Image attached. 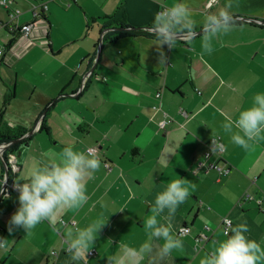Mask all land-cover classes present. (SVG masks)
Here are the masks:
<instances>
[{"label":"crops","instance_id":"1","mask_svg":"<svg viewBox=\"0 0 264 264\" xmlns=\"http://www.w3.org/2000/svg\"><path fill=\"white\" fill-rule=\"evenodd\" d=\"M21 1L26 3L12 5L22 11L13 25L32 20L34 0ZM42 1L48 5L49 34L43 32L44 21L31 41L2 27L10 24V10L0 6V47L8 49L0 59V144L2 137L26 131V142L9 152L20 166L15 183L28 181L29 168L45 152L68 146L97 147L102 165L87 183L89 199L82 208L66 209L55 224L42 222L29 233L21 228L9 234L19 193L6 190L0 236L8 238V246L0 249V264H75L66 250L68 231L107 218L93 248L98 254L88 256L87 264H107L124 248L139 249L148 238L144 223L153 215L157 193L181 178L191 182L185 185L190 196L177 209L173 231L179 236L180 228L189 227L179 236L184 249L161 255L164 241H154L140 264H200L227 238L224 217L233 226L247 221L249 239L264 247V140L246 152L222 128L251 107L256 94H264V24L235 21L230 33L213 41V53L201 55V34L179 39L171 50L144 34L106 41L116 22L152 26L156 13L178 0H37ZM186 2L197 21L195 31L206 14L226 4L233 17L264 21V0ZM161 51L165 64L159 63ZM164 113L172 121L162 128ZM215 136L221 137L223 163L230 168L222 177L198 166ZM5 174L0 158V193ZM200 233L208 238L197 247Z\"/></svg>","mask_w":264,"mask_h":264},{"label":"clouds","instance_id":"2","mask_svg":"<svg viewBox=\"0 0 264 264\" xmlns=\"http://www.w3.org/2000/svg\"><path fill=\"white\" fill-rule=\"evenodd\" d=\"M231 4L206 14L203 18L201 55H211L213 41L221 35L230 33L235 20L230 12ZM197 21L186 0H178L169 7L157 12L151 26V34L156 38L158 47L174 49L179 39H195ZM167 57L160 52L159 63L165 64ZM226 133L231 134V142L246 152L254 150L255 143L264 140V94L252 98V106L242 110L234 121L227 119L222 124ZM222 149L218 140H212L210 151ZM102 161L96 149L87 148L77 151L73 147H64L61 152L49 150L28 170L26 183H15L18 191L19 207L8 222V231L23 229L26 233L38 224L48 221L55 224L60 213L66 209L82 208L88 201L87 183L101 168ZM184 178L173 180L157 193L151 215L144 223L147 240L139 249L124 248L122 253L109 257L107 264H140L146 255H151L153 242L163 240L161 255L173 250L183 251L182 239L174 234L173 223L178 207L190 196V184ZM193 188L194 184L191 185ZM5 195V199H7ZM166 211V214H165ZM108 221L98 219L86 227H74L67 234V251L75 264H87L88 256L95 246L99 232ZM230 235L218 242L207 253L200 264H264V247L255 239H249L250 227L247 221L234 226L228 221ZM8 238L0 236V249H6Z\"/></svg>","mask_w":264,"mask_h":264},{"label":"built area","instance_id":"3","mask_svg":"<svg viewBox=\"0 0 264 264\" xmlns=\"http://www.w3.org/2000/svg\"><path fill=\"white\" fill-rule=\"evenodd\" d=\"M69 2H71V0H68ZM16 3V0H0V6L10 10L9 12V21L8 23H10L9 25L6 24H1L2 27L8 28L10 31H14V30H18L20 32H22L24 34L25 37L29 38V40H33V38H35V30H37L40 27V24H44V21H46V24L44 26H42V29H44L43 32H45L46 37H48L49 34V25L47 23V19H46V11L48 10V5L47 2H37V0H34V2L32 3L31 6V12H32V20L30 22L21 24V25H13L11 24L14 20H17L20 15L22 14V11L18 8H12V5ZM7 26V27H6ZM50 43V41H48V44ZM7 47L6 46H1L0 47V59L3 58L7 52ZM161 93L158 92L156 93V98H160ZM156 107V106H155ZM158 108V107H156ZM180 111L187 116V113L183 111V109H180ZM164 117L165 119L162 120L160 122V127H165L167 124H169L172 119L168 117V115L166 113H164ZM212 140H218L220 142V144L222 145V149L218 150L216 152H211L210 151V146L212 143ZM9 145L7 143H1L0 144V158L4 159L7 163V167H8V172H6L5 174V178H2V184L6 185V190L7 192L11 191V190H15L14 188V184L15 182H10L8 181L9 179V172L11 171L13 174H17L20 166L18 165V157L14 154V153H7V149H8ZM89 148H94L96 149V151H98L97 147H89ZM225 148H224V144L221 140L220 136H215L213 138H211L210 143L208 144V147L206 149V151L203 154V157L201 159H199L198 161V166H200L201 168H206L208 170H215L218 174L219 177L225 176L230 172V168L226 167L224 162V158H223V154H224ZM6 154V155H5ZM216 157L215 159H213V157ZM105 166L107 168H110V164L109 163H105ZM5 190V191H6ZM248 197H250V195H248ZM228 221L231 222V225L233 226V220L230 219L229 217H224L222 219V227H223V231L224 233H228L229 235L230 233V226L228 224ZM62 223L65 224V222L62 220ZM206 230H210V228L208 226L205 227ZM189 233V227H182L179 229V231L177 232V234L179 236H186ZM208 238V236L205 233H200L197 237H196V246L199 247V242L201 240H206ZM262 240L264 241V235L262 237ZM68 247V246H67ZM67 250V248H66ZM54 253V252H52ZM98 254V251L96 249H92L91 250V254L89 255V257L95 256Z\"/></svg>","mask_w":264,"mask_h":264},{"label":"trees","instance_id":"4","mask_svg":"<svg viewBox=\"0 0 264 264\" xmlns=\"http://www.w3.org/2000/svg\"><path fill=\"white\" fill-rule=\"evenodd\" d=\"M116 25H118V26H130V25H126V24H124V25H122V23H115ZM106 27V26H105ZM149 27H151V25L149 26ZM136 34H144V35H151V36H153L152 34H151V32H149V31H147L144 27H140V28H137L136 30H134V31H110V32H108V33H106L105 34V38H106V41L108 42V43H111V44H114V43H116L119 39H121L122 37H126V36H134V35H136ZM26 134V131H21V132H19V134H17V136H14V137H10V136H7V137H2V139H5L4 141H3V143H7V142H11V141H13V140H15V139H18V138H22L24 135ZM24 142H26V139L25 138H23L20 142H18V143H15V144H11L9 147H8V149H7V153H9V152H13V151H15V150H17V148L21 145V144H23ZM209 144V143H208ZM207 147H208V145H207ZM207 149V148H206ZM206 151V150H205ZM204 151V152H205ZM204 154V153H203ZM6 155V154H5ZM203 157V156H202ZM16 177H17V174H13L11 171L9 172V179H8V181H9V183L10 182H15V180H16Z\"/></svg>","mask_w":264,"mask_h":264},{"label":"water","instance_id":"5","mask_svg":"<svg viewBox=\"0 0 264 264\" xmlns=\"http://www.w3.org/2000/svg\"><path fill=\"white\" fill-rule=\"evenodd\" d=\"M234 20L235 21H248V22H253V23H260V24H264V21H258V20H253V19H249V18H244V17H234ZM146 30H150L151 28L150 27H144ZM137 27H134V26H116V27H111L109 29H107V31H134L136 30ZM202 32V29L201 30H198L196 31L197 33V36L200 35ZM183 39V38H181ZM101 49V46H99V51ZM94 68L91 70V72L89 73V75L93 72ZM64 96V94L62 95ZM51 106V104L48 106V108ZM44 110V112L42 113L41 117L43 119V117L45 116V114L47 113V110ZM33 132V131H32ZM23 138H25L24 136L22 138H18V139H15L11 142H7L8 145H11V144H15V143H18L20 142ZM2 160V164L4 166V168L6 169V172H8V167H7V163L4 159H1ZM5 190H6V185H3L2 186V190H1V193H0V200L1 198L3 197L4 193H5Z\"/></svg>","mask_w":264,"mask_h":264},{"label":"rangeland","instance_id":"6","mask_svg":"<svg viewBox=\"0 0 264 264\" xmlns=\"http://www.w3.org/2000/svg\"><path fill=\"white\" fill-rule=\"evenodd\" d=\"M31 1H33V0H31ZM21 3H23V4H24V3H26V2H25V1H21V0H20V4H21ZM30 9H31V8H30ZM29 12H30V13H31V15H32V12H31V11H29ZM30 13H29V14H30ZM198 93H199V92H198ZM199 94H200V93H199Z\"/></svg>","mask_w":264,"mask_h":264}]
</instances>
